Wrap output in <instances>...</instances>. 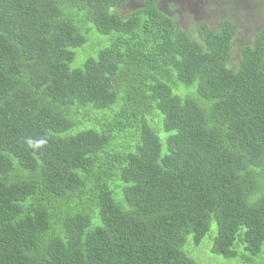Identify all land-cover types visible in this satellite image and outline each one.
I'll use <instances>...</instances> for the list:
<instances>
[{"label":"trees","instance_id":"16d2710c","mask_svg":"<svg viewBox=\"0 0 264 264\" xmlns=\"http://www.w3.org/2000/svg\"><path fill=\"white\" fill-rule=\"evenodd\" d=\"M180 4L0 0V264H264V26Z\"/></svg>","mask_w":264,"mask_h":264},{"label":"rangeland","instance_id":"374dc122","mask_svg":"<svg viewBox=\"0 0 264 264\" xmlns=\"http://www.w3.org/2000/svg\"><path fill=\"white\" fill-rule=\"evenodd\" d=\"M175 4H180V0H171ZM139 5V1L131 7ZM174 12L184 14L181 16L182 23L190 19L196 21H206L213 26H217L220 21L226 18V14L239 22L237 31L233 39L232 49L237 52L243 45L253 44L255 30L264 24V0H183L174 8ZM109 42V36L99 34L92 27L86 34V42L83 46L75 49V57L71 62V67H80L88 56H95L96 52L105 47ZM92 220L97 219V210L90 209ZM216 234L215 226L204 236L199 245H195L191 235L186 237L183 251L194 259L198 264H252L244 261L242 252L231 259H224L210 251L212 238ZM190 247V251L188 248ZM194 257H192V255Z\"/></svg>","mask_w":264,"mask_h":264},{"label":"clouds","instance_id":"9594fccd","mask_svg":"<svg viewBox=\"0 0 264 264\" xmlns=\"http://www.w3.org/2000/svg\"><path fill=\"white\" fill-rule=\"evenodd\" d=\"M262 26H264V24L263 25H261V26H259L256 30H255V33H256V31L260 28V27H262Z\"/></svg>","mask_w":264,"mask_h":264}]
</instances>
